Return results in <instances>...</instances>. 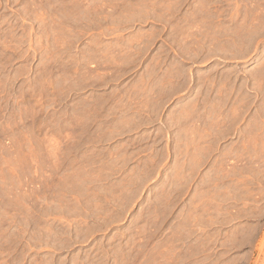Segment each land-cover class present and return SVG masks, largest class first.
<instances>
[{
    "label": "rangeland",
    "instance_id": "374dc122",
    "mask_svg": "<svg viewBox=\"0 0 264 264\" xmlns=\"http://www.w3.org/2000/svg\"><path fill=\"white\" fill-rule=\"evenodd\" d=\"M0 264H264V0H0Z\"/></svg>",
    "mask_w": 264,
    "mask_h": 264
}]
</instances>
